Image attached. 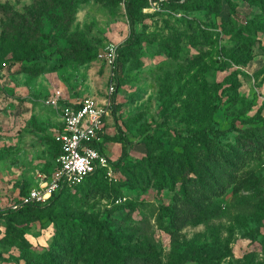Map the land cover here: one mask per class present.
<instances>
[{"label":"rangeland","instance_id":"rangeland-1","mask_svg":"<svg viewBox=\"0 0 264 264\" xmlns=\"http://www.w3.org/2000/svg\"><path fill=\"white\" fill-rule=\"evenodd\" d=\"M231 1L233 10L229 0H197L191 7L146 0L143 20L135 25L138 42L125 48L117 76L108 55L129 36L120 3L0 0V197L31 187L35 170L54 168L61 108L88 96L106 99L112 79L118 81L119 116L115 122L109 114L101 132L109 160L107 187L88 183L86 192L72 187L54 205L29 210L44 214L34 222L17 214L12 223L25 242L1 228L0 264H34L35 255L53 247L59 224L51 212L69 216L80 230L95 221L115 232L144 234L138 246L143 249L145 241L162 264L180 258L185 264H264V145L233 171L221 196H205L196 207L180 181L158 193L150 168L160 150L149 135L165 148L181 150L179 143L199 127L223 130L234 123L252 130L264 122V31L259 28L264 8ZM54 46L68 55L27 67L24 53H50ZM55 91L58 104H46ZM120 131L131 145L118 161ZM237 134L228 131L219 141L233 143ZM160 201L177 207L180 216L160 218ZM95 236L85 247L95 249ZM192 254L220 257L193 261ZM87 257L62 262L87 264Z\"/></svg>","mask_w":264,"mask_h":264},{"label":"trees","instance_id":"trees-1","mask_svg":"<svg viewBox=\"0 0 264 264\" xmlns=\"http://www.w3.org/2000/svg\"><path fill=\"white\" fill-rule=\"evenodd\" d=\"M116 3H120L121 0H114ZM169 2L178 3L175 0H167ZM197 0H185L181 4L185 3L187 7H191ZM249 3L264 8V0H246ZM146 0H127L124 5L125 16L129 23V36L123 45L116 48L117 56L113 63V72L118 76L120 68L124 62V50L126 47L136 44L138 42V34L135 30L137 22L143 20L142 8ZM231 9L233 10L234 2L229 0ZM19 16H22L19 14ZM259 27L264 31V25ZM64 57L68 55V51L65 48L54 46V49L50 53H37L23 54V59L29 63L28 68L38 67L46 62L52 56ZM116 89L118 87V81H115ZM116 92V91H115ZM77 105V102L73 103ZM204 109H209L205 107ZM118 105L115 102V93L111 97V114L114 116L115 122H118L119 116L117 115ZM228 131H238L233 143H221L220 138L226 135ZM120 137L123 141L121 146V154L118 161L123 160L127 155V151L130 148L131 142L128 137L121 131ZM151 141L155 142V145L160 150L159 153L152 159L154 164L151 165V174L153 175L154 184L158 188V193L163 187H172L176 181H180V187L192 205L196 207V202L203 197H219L224 193L227 186L233 182V171L239 169V167L247 160H249L253 154L255 147L264 145V122L259 128L252 130L246 128H239L231 123L227 129H218L212 125H205L199 127L190 132V137L185 141L179 143L181 150L175 148H165L162 146L159 139L150 136ZM262 140V141H261ZM54 143V165L55 158L60 151L59 143ZM100 149H103V139L98 144ZM45 172L51 171L50 169H42ZM194 174V175H191ZM99 184L102 183L104 187H107L105 169H98L94 174L87 177L81 183L70 186H63L61 189L53 193L51 198L44 204L31 203L20 207L17 210H8L1 215V227H5L7 230L12 231L16 239L19 240V244L25 242V239L21 231L13 225V217L17 214H22L27 221L34 222L40 220L44 214L42 213H27L32 209H43L47 206H52L60 199L62 195L68 194L70 188L75 187L79 192H86L89 189L87 184ZM28 189V188H27ZM27 189L22 190L20 194L26 193ZM185 205V203H184ZM202 212L201 209H198ZM178 208L172 205H166L164 202H159V217L169 216L171 221H175L179 217ZM53 220L59 224V232L56 236V240L53 242V247L41 254H37L34 257V264H63L64 257H69L71 260H77L88 253L87 264H162L158 259V255L147 247L145 241L141 242L143 249L138 246L141 238L145 235H129L123 232L112 231L108 224L102 222L91 221L85 223V229H79L76 227L74 221L69 216H58L51 212ZM90 226H94L95 229L104 227L107 231L94 230L95 233V249L93 247H85V242L91 237ZM77 236L80 239H77ZM135 238L133 244L132 240ZM254 238V237H252ZM80 240V241H78ZM79 242V244H75ZM219 255L199 257L197 254H192L191 259L193 261H201L210 258H217ZM176 264H185L184 259H177Z\"/></svg>","mask_w":264,"mask_h":264},{"label":"built area","instance_id":"built-area-1","mask_svg":"<svg viewBox=\"0 0 264 264\" xmlns=\"http://www.w3.org/2000/svg\"><path fill=\"white\" fill-rule=\"evenodd\" d=\"M127 0H121L123 6ZM167 1V0H166ZM179 3L185 0H175ZM116 49L108 55L110 61L115 60ZM116 91L115 81L108 83L107 98L99 100L88 96L61 108L59 113L62 127L54 135L59 143L60 151L55 158V166L51 171L35 170L34 183L24 194L14 197H0V229L1 215L8 210H17L31 203H46L53 193L63 186L81 183L98 169L109 168V160L104 149L98 144L102 140L101 132L107 116L111 114V97ZM59 101V91H55L45 102L56 106Z\"/></svg>","mask_w":264,"mask_h":264},{"label":"crops","instance_id":"crops-1","mask_svg":"<svg viewBox=\"0 0 264 264\" xmlns=\"http://www.w3.org/2000/svg\"><path fill=\"white\" fill-rule=\"evenodd\" d=\"M73 103H75V101H74V102H72V103H71V105H72ZM61 127H62V123H61ZM61 127H60V129H61ZM60 129H59V130H57V131H60ZM51 169H53V168H51ZM51 169H50V170H51ZM40 170H42V169H40Z\"/></svg>","mask_w":264,"mask_h":264}]
</instances>
